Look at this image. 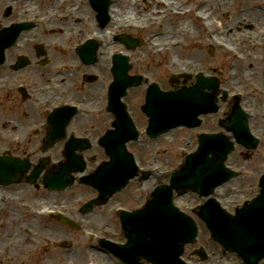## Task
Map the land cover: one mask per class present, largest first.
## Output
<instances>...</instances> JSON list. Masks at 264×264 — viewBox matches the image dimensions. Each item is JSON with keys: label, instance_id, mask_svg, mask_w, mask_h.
Masks as SVG:
<instances>
[{"label": "flooded vegetation", "instance_id": "1", "mask_svg": "<svg viewBox=\"0 0 264 264\" xmlns=\"http://www.w3.org/2000/svg\"><path fill=\"white\" fill-rule=\"evenodd\" d=\"M26 21L34 22V27L23 32L15 46L6 51V63L0 66V87L7 88L0 89V106L5 110V124L1 130L22 134L23 128L32 120L41 124L34 129L36 145L26 147L21 142L7 140L9 154L27 158L35 165L40 162L41 142L46 135V125L42 124L46 112L66 101L86 106L100 103L98 94L103 89L102 85H89L85 81L91 70L77 56L74 48L89 33L102 29L88 0H0V31ZM22 56L28 57V63L20 66ZM17 66L20 67L15 69ZM91 66L101 72L96 65ZM259 84L264 93V70ZM92 93L97 96L92 97ZM258 109L262 114L257 119L264 121V100ZM12 111L17 113L9 114ZM92 116L81 115L73 129L80 135L88 134L92 131L89 128ZM28 141L36 142L33 137ZM51 150L55 162H60L64 143L60 142ZM91 158L93 160L94 156ZM35 199L38 200L39 196L36 195ZM21 216L24 218L23 213ZM25 221L0 224V264H121L118 259L90 246L89 242H85L86 247L80 250L77 246L80 232L70 225L23 223ZM85 228L97 230L99 227ZM118 238L123 242L119 235Z\"/></svg>", "mask_w": 264, "mask_h": 264}, {"label": "rangeland", "instance_id": "2", "mask_svg": "<svg viewBox=\"0 0 264 264\" xmlns=\"http://www.w3.org/2000/svg\"><path fill=\"white\" fill-rule=\"evenodd\" d=\"M173 6L179 8H185L186 3L183 0H170ZM258 2L262 0H221V7H216L218 0H215L216 4L210 11V20L213 21V27L211 33H207L204 23L200 20L194 19L192 16H187L184 21L174 18L169 11L157 3L156 0H120L118 3V14L120 18L138 19L142 21H156L154 28H150V31L137 30L135 23L131 25V29H135L137 34L146 37L147 43L142 48L138 49L134 55L136 64V73L144 74L148 77L151 82H158L164 89H170L169 79L173 74L180 73V66H183L188 72H197L198 70L207 71L206 74L216 75L221 79L228 78L232 79L231 85L226 87L233 88L237 87V82H244V75L242 71L246 68L249 63L254 62L253 69L256 70L260 65L259 58L262 53L258 48L253 46L251 43L259 42L255 39L248 40L243 39L244 35L251 37H259L260 29L258 28L257 22L263 20L260 18L258 9L253 6H258ZM161 11L164 13L162 14ZM163 16V20L160 23L159 17ZM184 19V18H181ZM222 22H234L232 24L233 33L229 30L222 31L221 27L216 23ZM246 23H253L254 27L248 29ZM186 25L189 30V35L183 36L181 33L177 35L180 38V46L173 47L170 51H158L157 44L153 48L152 40L154 34H161L158 45H163L165 42V34L171 30L172 33L176 32L180 26ZM240 29H237L238 27ZM121 29H123L121 27ZM245 32V33H244ZM218 38L222 41H229L233 44L239 45L244 53L248 56V61L244 64L239 62L237 58H232L224 49L216 45L215 50L210 53L208 50V38ZM260 43V42H259ZM213 45V44H212ZM261 45V43L259 44ZM171 59H174L178 64L171 65ZM230 67H235L234 73L230 72ZM216 71V73H214ZM246 80V79H245ZM146 86H140L139 88L133 89L127 101L130 104L132 115L136 120V123L140 129L146 128L148 121L146 116L141 111V106L145 100ZM104 92L100 97H104ZM91 101V98H89ZM226 106V104H223ZM216 116H220L216 115ZM113 118V117H111ZM110 117H102L103 124L100 125V129L104 131L108 128V124L111 121ZM216 119L211 118L206 122L205 128L217 129L215 126ZM187 136V137H186ZM195 137L194 134L186 130H173L165 136L155 140L148 139L145 135H142L141 139L133 146V150L139 155L140 162L145 167L156 170V175H159L161 181H167V173H171L176 169L183 161L185 156L180 150L182 147H189L190 150L195 148L194 146ZM131 149V150H132ZM151 160L149 161V159ZM150 178L151 174H150ZM155 178V177H154ZM157 180L154 179L153 185ZM140 179L134 182L124 194L118 197V200L129 202V206H140L144 200V196L147 187L142 188ZM144 189V190H141ZM77 189L72 191V202L77 204L76 201L78 195ZM224 195H231V201L234 203L244 198V192L246 191V184L243 181L239 182V179L234 180L231 184H228L224 189ZM238 195H236V192ZM242 194L240 195V193ZM79 199V198H78ZM200 203V199L196 195H187L185 198L177 200V204L180 208L186 212H191L192 206ZM0 213V222L3 220L6 214L14 209L13 207L2 208ZM203 231H206V226L203 222H200ZM205 238H202V241ZM210 248L212 244H208Z\"/></svg>", "mask_w": 264, "mask_h": 264}, {"label": "water", "instance_id": "3", "mask_svg": "<svg viewBox=\"0 0 264 264\" xmlns=\"http://www.w3.org/2000/svg\"><path fill=\"white\" fill-rule=\"evenodd\" d=\"M117 66V76L119 80L114 83L111 88L110 109L116 113L119 118L116 123L118 130L110 134L103 141L111 156V161L102 167L97 175L91 177L94 185L104 191V194H108L113 187L126 177V174L133 164L132 160L129 158L126 159L124 153V143L128 140L130 130L127 125H124L127 123V117L120 97L132 83L138 84L139 82L133 80L130 83L129 80L125 78L124 60H120ZM203 86H205V84L200 83L198 87L184 89L183 91L170 93L169 95L159 92L155 87L151 88L145 106V111L151 118L149 134L151 136H156L160 131L158 130V125H162L164 126L163 128L166 129L177 125L179 119L189 124L190 118L192 119L196 114L194 107L196 102L203 103L205 98L211 97L199 91V88ZM220 168L221 167L209 165L207 153L199 152L192 155L188 160L186 170L176 174L174 180H172V186L157 190L153 195V200L149 207L144 211L136 213L134 217L142 218L144 216L146 220L143 221L141 225L143 227H150L152 225L151 230L153 233H162L166 222L176 220L175 224L188 226L187 230L184 228V231L187 233L186 236L189 237L184 240V243L191 240L195 234L194 226L186 217L183 218L176 213L177 211L172 207V188H178L179 185L183 184L185 187L205 194L207 190L216 185L215 179H213V172L221 170ZM126 181L127 180H124L122 185ZM110 194L111 193H109V195ZM259 209H264V191L258 201L252 206L246 207V212L241 211L238 213V217L233 221L235 226L232 227V232L237 233L239 230L241 233L252 232L253 230H248L244 227L239 228L238 223L242 224L246 222V220H251L253 218H260L259 224L264 225V212L257 214V210ZM201 212L202 218L207 221L209 226L213 229L217 239L225 243L230 250L243 251L242 248L231 247V244L224 236H219L225 234V230L221 228L227 222L228 217L215 205V203L211 202L210 205L205 207ZM134 222L135 221L132 222L133 224H131L129 228H131L132 231H138L139 229L136 228ZM181 246L182 244H180V247ZM259 251L264 254V247L259 248Z\"/></svg>", "mask_w": 264, "mask_h": 264}, {"label": "bare ground", "instance_id": "4", "mask_svg": "<svg viewBox=\"0 0 264 264\" xmlns=\"http://www.w3.org/2000/svg\"><path fill=\"white\" fill-rule=\"evenodd\" d=\"M158 4L163 3L166 7L167 10L169 11V14H171L174 18L179 19L181 21H184L187 16H193L195 18H210V11L213 7V4L215 3V0H183L186 3L185 8H179L178 6H173L172 1L170 0H156ZM219 3H217L216 7H221L222 5L220 4L221 0H218ZM163 14L164 12L161 11ZM163 16L159 17L160 23L163 20ZM184 18V19H181ZM208 19V21H209ZM206 21L205 22V28L208 31H211V25L213 23L212 20H210V23ZM155 21L152 22L154 24ZM234 22H222L219 21L216 24L221 27V30H229L230 32L233 33V27L232 24ZM141 27L148 28L150 25H141ZM182 34L183 36L189 35V30L186 28V25L180 26L176 32H173L171 30L167 31L165 34V42L163 45H158L160 43L159 38L161 34H154L152 37V42H153V48H155V45L157 44V50L158 51H170L173 47L178 46L180 44V38L177 37L178 34ZM180 46V45H179ZM171 65H177L178 63L174 60L171 59Z\"/></svg>", "mask_w": 264, "mask_h": 264}]
</instances>
